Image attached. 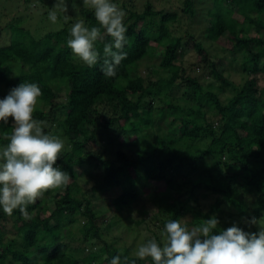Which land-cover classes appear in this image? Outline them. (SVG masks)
Segmentation results:
<instances>
[{"label": "trees", "instance_id": "16d2710c", "mask_svg": "<svg viewBox=\"0 0 264 264\" xmlns=\"http://www.w3.org/2000/svg\"><path fill=\"white\" fill-rule=\"evenodd\" d=\"M53 1L32 3L43 6ZM212 1L234 7L244 19L227 18V11L217 14L200 42L190 35L181 42L180 35L170 34L166 24L173 14L162 15L156 30L148 27V16L158 13L151 10L148 2L140 12L128 10L123 21L130 41L124 48L127 57L111 78L101 72L102 59L88 67L75 58L67 47L73 24L69 17L65 22L59 12L56 28L42 26L38 31L31 26L38 16L48 18L43 11H34L37 6L33 11L26 7L21 14H9L0 27L8 32L6 41L0 43V99L22 82L38 84L42 95L33 118L43 122L44 132L49 129L46 134L63 141L57 163L69 175L76 173L81 163L89 162L88 148L104 137L105 149L112 156L96 154L92 158L100 179L114 190L116 201L111 204L116 211L128 215L143 186L150 181L162 182L166 189L152 191L149 186L147 195L154 205L149 220H159L165 240L164 225L173 219L191 228L215 215L220 223L214 234L233 222L245 231H257L258 225L246 221L252 217L264 220V0ZM69 3L71 0H67L68 6ZM182 11L193 14V0H184ZM78 13L86 25L96 21L93 10L84 4L78 7ZM244 23L249 32L243 29ZM219 34L225 35V40L218 41ZM103 36L104 42L111 41L106 32ZM104 42L95 43L101 57ZM213 43L218 47L210 53L205 44ZM189 44L202 52L208 75L221 87L230 83L229 75L234 71L231 62L239 59L237 63L245 76L239 89L225 102L218 91L206 88L212 84L203 85L189 74L191 66L184 59L167 71L180 48ZM157 47L162 51L154 54ZM151 57L157 59L155 68L149 64ZM166 71V76L151 77L152 73ZM61 91L62 101L54 102ZM162 95L164 100L154 102ZM154 104L164 111L163 126L151 118ZM208 110H212L213 118L206 117ZM199 115L200 120L196 118ZM13 127L12 118L7 125H0V150L9 143L6 137H10ZM115 132L125 140L116 141ZM128 132L134 134L140 146L134 152L136 157L121 149L132 141L126 138ZM217 168L219 175H213ZM58 191L51 194V207L44 200L29 205L30 219H25L18 209L8 216L0 208V223L10 220L15 227L14 236L6 239L0 230V264H109L120 253L134 257L127 248L120 249L102 239L101 231L109 225L97 224L100 219L91 202L73 197L68 184ZM209 196L207 209L200 210L199 201ZM185 216L189 218L185 220ZM77 217L83 221L78 226V237L72 239L63 229ZM17 239L21 240L19 244ZM73 241L78 245L69 246ZM92 245L99 248L92 249ZM145 261L153 264L150 258L138 259L137 264Z\"/></svg>", "mask_w": 264, "mask_h": 264}, {"label": "clouds", "instance_id": "9594fccd", "mask_svg": "<svg viewBox=\"0 0 264 264\" xmlns=\"http://www.w3.org/2000/svg\"><path fill=\"white\" fill-rule=\"evenodd\" d=\"M94 11L100 27H87L84 21L75 22L67 39V47L86 66L94 67L102 59L101 72L106 78L115 77L117 68L126 59L124 51L130 41L124 19L127 15L112 0H83ZM66 0H54L48 18L57 21V13H67ZM65 22L68 16L64 17ZM101 28L111 37L104 42ZM103 43V56L95 42ZM42 95L36 83L22 82L12 87L0 99V125L13 121V131L6 137L9 143L0 150V208L11 216L18 209L30 219L28 206L34 204L49 189L66 186L69 174L58 166L64 143L56 135L46 134L42 121L33 118L38 98ZM258 225L257 231H245L233 222L219 230V219L213 215L203 224L188 227L182 220H169L164 225L166 240L163 244L150 239L141 244L130 258L115 255L109 264H137L150 258L153 264H264V222L252 217L246 221Z\"/></svg>", "mask_w": 264, "mask_h": 264}, {"label": "rangeland", "instance_id": "374dc122", "mask_svg": "<svg viewBox=\"0 0 264 264\" xmlns=\"http://www.w3.org/2000/svg\"><path fill=\"white\" fill-rule=\"evenodd\" d=\"M20 2V3H19ZM50 1H46L45 3H48ZM113 3L117 4V6L125 11L127 15L129 14L128 10H131L133 12H140L144 8V3L148 2L150 4L151 10L156 11L158 13L148 16L146 19V25L150 27L153 30H156L159 26L160 18L164 14H173L174 18L168 22L166 25L169 26L170 34H178L180 35L181 42L186 41L188 35L191 36L192 40L200 42L203 40L205 36H207V26L211 21H214L217 17V14H222L224 11H227L226 16L227 18H236L237 21H240L244 19V16L238 13L234 7L225 5V4H217L214 3L212 0H193V14H188L186 12L182 11V8L184 6V0H112ZM53 2H51L49 5L45 4L43 6H40L37 4V2H33L32 0H26L23 2L22 0H9L4 1L0 0V27L9 19V14H21L23 9L26 7L33 8L30 10H34L35 12H42L45 13L48 17L49 12L53 9ZM67 3V0H66ZM33 4V5H32ZM68 6L67 13L59 12L62 15H67L71 19V23L74 24L77 21L82 20L83 17L78 13V7L83 6L84 2L83 0H71V3ZM68 5V4H67ZM85 5V4H84ZM17 6V7H16ZM122 6H124L122 8ZM91 9L90 7H87ZM92 10V9H91ZM13 12V13H12ZM94 12V11H93ZM25 13L29 14V10H25ZM264 13V11H263ZM45 15V16H46ZM126 15V17H127ZM30 16L34 19L35 17L33 14H30ZM61 16V15H60ZM125 17V18H126ZM37 17L34 21H31V26L34 28H38L37 30H42V26L47 29V27L56 28L58 26V21L53 23L49 18H41ZM250 21V20H249ZM23 22V20H22ZM86 25V23H85ZM87 27L91 28L93 26L100 27L99 23L95 21L94 23H90L86 25ZM243 29L247 32H249L248 24H243ZM174 32V34H172ZM102 35L105 33L104 29L101 28ZM8 36V32L4 28V30L0 29V43L6 41ZM171 37L168 36V39ZM225 40V35H218V41ZM95 43H98L95 42ZM218 43V42H217ZM217 43L211 44V46L205 44L210 53H213V51L218 47ZM152 44H154L152 42ZM193 44H189L187 46H183L180 48L181 50L177 52V55L173 61V63L168 67L167 71L171 68L173 69L174 66H176L177 63H179L180 60L184 59L186 62L190 63L191 70L189 74L198 78V80L203 84L207 85L206 82H209V84H212V86L206 87L209 90H216V92H219V97L222 102H225L237 89H239L242 80L244 78V73L240 70L239 67V59H236L235 61L231 62V67L234 70L230 73V83L228 85L219 86L217 81L214 80L210 75L207 73V64H205V61L203 62V56L202 52L195 51V48L192 46ZM217 45V46H216ZM206 47V48H207ZM217 50V49H216ZM161 47H157L155 53L161 52ZM237 55V54H236ZM221 57V56H220ZM76 59H79L75 56ZM80 60V59H79ZM157 59H154V57H151L149 60V64H151L152 68L156 67ZM226 63V61H225ZM145 70V69H144ZM146 71V70H145ZM167 71L164 74H151V77H157L159 75H167ZM241 71V72H240ZM159 72V71H158ZM207 74V75H206ZM204 75V76H203ZM206 75V76H205ZM260 75V74H259ZM261 77L258 79V85L262 83ZM204 87V86H202ZM179 93V92H178ZM63 98V92L61 91L59 96L55 98L54 102L60 103ZM165 96H159L158 98L154 99L155 101L164 100ZM47 108V107H45ZM153 112L151 115L152 120L157 123L160 126H163V122L165 121L164 111L161 109V107L158 106V104H154ZM244 116L246 115L245 112H243ZM206 117L213 118V112L212 110H208L206 113ZM197 119H202L201 115L196 117ZM122 120L119 121L121 123ZM175 128V127H173ZM49 130V129H48ZM47 130V131H48ZM176 130V129H175ZM46 131V132H47ZM45 132V133H46ZM114 133V132H113ZM116 134V135H115ZM115 138L116 141L119 140H125V137H123L120 133L115 132ZM119 134V135H118ZM144 138H148L147 135H144ZM127 139L132 140L131 142L126 143V145L122 146L121 149H123L125 152L129 154L130 157H136L137 154L134 153L138 151V148L140 147L138 143L135 141V136L133 133L128 132ZM106 141L104 137H102L101 141H95L91 144V146L88 148L89 152L91 153L89 158L87 159V163H81L80 165L75 168L77 170L76 173L70 174V181L68 183L71 195L75 198H83L84 200L91 202L93 204V208L95 210V213L99 216V219L97 221V224L100 225H109L104 226L101 231V237L102 239H105L109 243H114L115 247H118L120 249L127 248L129 250V255H134L135 251L138 249V247L141 244L146 243L148 240L153 239V235L155 234L157 239L160 241V244H163L165 241L163 228L158 223L159 220H149V216L153 214L154 212V205L151 203L150 199L148 198L147 193L149 192L148 187L150 186L152 191H161L166 189L162 182H156V181H150L148 182V186H143L142 191L137 199V201L134 202L132 210L129 212L128 215L125 214L124 211H116L114 206H112L111 203L115 202V193L113 189H110L107 184H105L100 179V172L99 169L95 166L97 163L93 160V156L96 154H104L103 156H108L109 158L112 156V153L109 152L107 149H105ZM133 150V152H130ZM219 168L214 169L212 171L213 175H219L218 171ZM80 171V172H79ZM88 172V174L86 173ZM58 189H52L51 194L53 192H57ZM240 188H237V191H239ZM60 192V190L58 191ZM50 193H43L41 197L37 199L44 200L49 207L52 205L53 198L51 197ZM244 196H247L249 198V195L242 194ZM210 196L207 199H202L199 201V209L200 210H206L207 209V202L210 201ZM141 218V220H138ZM189 217L185 216V220ZM83 219L77 217L75 221L72 223H67L66 227H64L63 232L64 234L67 233L73 237L72 239H75L78 237V226L81 224ZM106 222V223H104ZM261 222H264V220H261ZM0 230L3 235V239L10 238L14 236V229L15 227L10 223V220H3L0 223ZM115 225L119 228H115ZM110 226H113L110 228ZM20 239H17V243H20ZM79 242L73 241L69 242V246H77ZM101 244V243H99ZM92 249H98L99 247L91 246ZM77 252L75 255L79 258L81 257V254ZM147 261V260H146ZM144 262V264H148L147 262Z\"/></svg>", "mask_w": 264, "mask_h": 264}]
</instances>
